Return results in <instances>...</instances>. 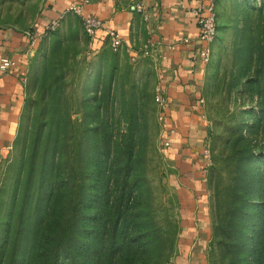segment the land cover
Instances as JSON below:
<instances>
[{"label":"rangeland","instance_id":"374dc122","mask_svg":"<svg viewBox=\"0 0 264 264\" xmlns=\"http://www.w3.org/2000/svg\"><path fill=\"white\" fill-rule=\"evenodd\" d=\"M45 1L0 0L4 41ZM139 51L98 47L69 13L30 53L16 112L0 117V264H259L264 0H217L199 167L165 152L157 55Z\"/></svg>","mask_w":264,"mask_h":264},{"label":"crops","instance_id":"0c3cea01","mask_svg":"<svg viewBox=\"0 0 264 264\" xmlns=\"http://www.w3.org/2000/svg\"><path fill=\"white\" fill-rule=\"evenodd\" d=\"M78 1H45L42 12L32 26L38 36L33 48L23 32L7 31L0 55L5 53L11 56L14 65L9 72H0V117H13L16 112L22 85L27 76L30 53L45 34L46 23L58 17L68 4ZM137 3L143 4L146 21L135 11L134 5ZM194 5L195 0H91L82 8L84 15H95L102 22L103 28L98 30L94 40L98 47L102 42H106L105 28L113 29L120 35L121 49L125 46L138 48L148 40L151 42L154 49L152 53L157 55V84L163 86L168 98L166 127L175 131L170 137V146H164L165 152L177 164L182 163L184 168L190 164L193 168L201 164L198 151L205 140V129L196 118L195 111L198 101L196 98L200 94L198 73L203 65H194L190 59L196 41L178 45L174 51H168L167 46L177 35L189 36L196 40L198 28L191 13ZM161 55L166 58L161 59ZM141 58L142 63L150 62L148 56ZM201 258L202 254L199 253L194 256L195 262Z\"/></svg>","mask_w":264,"mask_h":264},{"label":"built area","instance_id":"2783aa9c","mask_svg":"<svg viewBox=\"0 0 264 264\" xmlns=\"http://www.w3.org/2000/svg\"><path fill=\"white\" fill-rule=\"evenodd\" d=\"M50 1L54 3L56 0ZM90 1L91 0H79L77 3L68 4L58 17L52 18L46 23L44 33L54 29L59 20L66 14L73 13L80 17L84 33L92 42H94L98 30L103 27L101 20L97 16L91 14L84 15L82 13L83 6L88 4ZM134 9L143 16V20H147V15L144 11L142 3L135 4ZM191 13L198 28L196 40H193L189 36L177 35L171 42L168 43L167 49L168 51H174L178 45L191 44L193 41H196L194 48L192 49L190 59L194 65L199 63L203 65L210 59V44L215 40L217 35V0H195V5L191 9ZM104 32L107 45L113 52H117L122 46V39L120 35L115 30L110 28H105ZM23 34L27 37L28 43L33 48L38 36L32 28L28 31H24ZM3 37L4 36L0 31V48L4 44ZM153 50V46L148 40L140 47L139 55L142 57L151 56ZM139 55H133L131 60L136 61ZM160 58L164 59L166 56L161 55ZM13 65L14 60L11 56L5 53L0 55V72H9ZM24 81H26V79H24ZM154 101L159 106L158 119L161 122V132L165 134V136H163V145L168 147L171 144L170 137L175 131L173 128L166 127L165 112L168 106V98L161 84H156L154 87ZM198 102L202 103L203 99H199ZM208 153L209 150L204 147V158L208 156Z\"/></svg>","mask_w":264,"mask_h":264},{"label":"trees","instance_id":"16d2710c","mask_svg":"<svg viewBox=\"0 0 264 264\" xmlns=\"http://www.w3.org/2000/svg\"><path fill=\"white\" fill-rule=\"evenodd\" d=\"M262 243V248H261V250H262V252H263V256L260 258V262H259V264H264V238H263V240L261 241ZM58 246L56 247V251H55V248H54V259L55 258H57L58 257V254H59V250H58ZM55 253H56V257H55Z\"/></svg>","mask_w":264,"mask_h":264}]
</instances>
